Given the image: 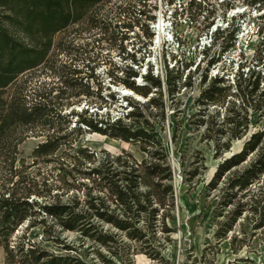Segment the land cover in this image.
<instances>
[{"label":"rangeland","instance_id":"374dc122","mask_svg":"<svg viewBox=\"0 0 264 264\" xmlns=\"http://www.w3.org/2000/svg\"><path fill=\"white\" fill-rule=\"evenodd\" d=\"M194 1H200L205 11L198 14L195 5L190 8L189 4ZM128 2L138 4L137 0H111L94 6L89 11L91 17L55 34L45 63L20 76L19 80H27L31 91L55 87L51 92V96H55L57 87H65L60 77L77 79V83L82 78L81 84L66 88V94L57 98L62 102V113L70 119L71 127L78 120V116L71 114L87 107L86 116L94 110L98 117H121L129 123L125 114L139 103L138 109L162 142L172 169L175 198L172 231L167 236L153 238L155 244L160 242L155 258L138 251V243L126 242L137 249L135 254H127V247L120 249L119 243L103 242L100 231L116 233L123 242L126 239L117 229L101 221H94L97 225L85 232L61 231L60 247L54 246L52 241L44 245L54 252L64 251L62 246L66 245L71 248V255L83 264H264V226L257 227L258 215L246 210L231 230L218 234L219 226L227 220L233 206L220 207V188L224 180L217 189H207L225 155L239 151L252 132L264 127V18L260 17L264 6L258 9V4L250 6L243 0H173L172 3L147 0L153 19L146 20L142 16L140 21L147 23V31L152 35L148 38L146 29L139 25L127 32V39L121 41L120 37L126 33L122 31L127 29L123 28L126 21L119 12ZM236 27L239 30L234 32ZM227 44L230 46L223 50ZM126 52L133 53L136 62L127 57ZM212 60L214 62L209 65ZM127 65L139 71L137 82L143 80L142 76L150 68L154 76L158 75L162 82L163 109L148 105L147 98L128 91L122 82L115 81L117 77H124L120 68ZM172 68L174 90L170 96L165 69ZM175 74L179 76L175 78ZM205 74V84L215 76L224 79V84L220 85L228 86L229 95L223 104L201 106L196 101L205 85L201 81ZM98 88L102 99L95 94ZM87 89L91 94L86 95ZM129 100L134 104H129ZM99 105L101 109L95 111ZM232 114L235 115L234 123L247 122V131L242 137L231 139L230 148L216 156L213 140L227 141L234 131V123L227 122ZM27 135L18 145V158L30 164L33 149L45 136L39 131ZM73 137L76 144L92 150L103 149L112 154L125 150L138 160L145 156L138 143L115 140L91 132L85 126L81 134H72L67 139ZM255 155L251 154L236 169L246 166ZM8 178V169L1 162L0 183ZM28 234L32 239L40 238L41 226ZM0 264H8L2 246Z\"/></svg>","mask_w":264,"mask_h":264},{"label":"trees","instance_id":"16d2710c","mask_svg":"<svg viewBox=\"0 0 264 264\" xmlns=\"http://www.w3.org/2000/svg\"><path fill=\"white\" fill-rule=\"evenodd\" d=\"M109 1L0 0V163H4L9 173L7 181L0 183V246L8 264H83L78 257L71 255L68 246L63 245L62 252H54L44 243L52 241L54 246L60 247L61 231L85 232L96 226L97 221L117 229L126 239L123 242L116 233L100 231L103 242L119 243L120 249L128 248L127 254H135L137 249L126 242L138 243V251L153 258L158 254L156 248L160 244L158 241L155 244L153 238L167 236L172 231L175 208L172 169L162 142L150 130L152 125L139 111V103L126 112L125 118L129 119V123L121 117H98L94 110L86 116L87 107L80 113L71 114L78 116L71 127L70 119L62 113V102L57 98L66 94V88L81 84L82 78L77 83V79L60 77L59 81L65 87H57L55 96H51L55 87L31 91L27 80H19L20 76L45 63L55 34L88 19L94 6ZM137 2L138 8L128 2V6L119 12L126 21L123 28L127 29L122 31L126 33L120 37L121 41L127 39V32L139 25L146 29L148 38L152 35L147 31V23L140 21L142 16L146 20L153 19L149 14L151 8H148L147 0ZM243 2L254 7L258 4V9L264 6V0ZM194 5L196 13L205 11L200 1L189 4L190 8ZM260 17L264 18V11ZM238 30L236 27L234 32ZM228 46H224L223 50ZM126 53L136 62L133 53ZM213 62L210 61L209 65ZM120 69L125 75L115 81L122 82L129 88L128 91L147 98L148 105L163 109L162 82L158 75L152 74L151 68L138 82V70L128 65ZM173 71V68L165 69V83L170 96L174 90ZM108 74L112 75L111 72ZM178 76L175 74V78ZM206 78V74L202 75V83L205 84ZM220 84H224V79L217 76L205 84L196 99L198 104H223L229 95L228 86ZM152 92L154 95H149ZM85 93L91 94L88 89ZM95 94L103 98L99 88ZM128 103L134 104L130 100ZM98 109L101 105L96 106L95 111ZM234 114L227 117V122H236ZM82 126L115 140L138 143L145 156L138 160L125 150L116 154L103 149L96 151L76 144L74 137L67 139L72 134H81ZM247 127V122L234 123V131L228 135L227 141L213 140L215 155L228 150L230 140L242 137ZM206 130L210 131L209 126ZM33 131H39L45 138L33 149V161L27 164L23 158H18V145L28 132ZM253 153L255 157L246 166L236 169ZM223 180L220 207L224 209L232 205L233 209L219 226L218 234L231 230L246 210L257 214L260 219L256 225L263 227L264 127L252 132L238 152L218 164L207 189H217ZM39 226L42 235L32 239L29 231Z\"/></svg>","mask_w":264,"mask_h":264},{"label":"water","instance_id":"95a60500","mask_svg":"<svg viewBox=\"0 0 264 264\" xmlns=\"http://www.w3.org/2000/svg\"><path fill=\"white\" fill-rule=\"evenodd\" d=\"M242 145H243V143H242ZM242 145H241V147H240V149L242 148ZM236 152H238V151H236ZM236 152H230V154H228V155H225V158H227V157H229L230 155H232V154H234V153H236ZM216 170V169H215ZM215 172V171H214Z\"/></svg>","mask_w":264,"mask_h":264},{"label":"built area","instance_id":"2783aa9c","mask_svg":"<svg viewBox=\"0 0 264 264\" xmlns=\"http://www.w3.org/2000/svg\"><path fill=\"white\" fill-rule=\"evenodd\" d=\"M239 52H240V49H239Z\"/></svg>","mask_w":264,"mask_h":264}]
</instances>
